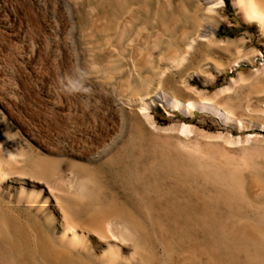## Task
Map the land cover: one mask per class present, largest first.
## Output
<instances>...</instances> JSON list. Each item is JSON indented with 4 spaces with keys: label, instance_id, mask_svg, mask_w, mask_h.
I'll return each instance as SVG.
<instances>
[{
    "label": "bare ground",
    "instance_id": "bare-ground-1",
    "mask_svg": "<svg viewBox=\"0 0 264 264\" xmlns=\"http://www.w3.org/2000/svg\"><path fill=\"white\" fill-rule=\"evenodd\" d=\"M234 2L243 19L257 22L264 35V0ZM129 4L125 0L127 14L118 15V0H0V211L20 215L18 218L28 214L40 223L45 257L50 262L148 264L147 255L152 252L148 226L120 193L109 188L98 170L114 162L113 154L131 123L129 107L141 105L147 111L163 101L187 113L192 109L211 112L228 126L237 121L244 126L237 114L241 103L222 104V99L244 84L252 86L249 94L264 96V55L255 46L246 47V37L227 42L216 35L214 20L226 0H197L192 6L190 0H182L180 14L173 12L171 19L163 17L170 0H160L162 16L159 10L155 13L161 16L162 27L156 33L150 26L151 0H143L139 7ZM86 13L90 22L82 29L80 18ZM182 21L185 27L178 32ZM54 26H63V31L51 44L47 40ZM166 32L168 51L153 66V75L142 77L141 70L154 65V49L160 48ZM129 39L132 47L123 46ZM105 42L107 47L101 46ZM203 42L209 49L234 46L232 65H240L242 60L254 62L257 55L261 61L251 74L240 72L211 94L203 95L200 89L186 85L197 96L184 99L168 90L165 82L169 72L184 67ZM82 44L89 50L86 54ZM103 56L109 60L101 61ZM121 64L126 66H117ZM106 70L111 78L125 71L122 84L111 89ZM135 71L143 82L138 89L131 81ZM154 78H158V86L151 91ZM246 110L260 118L264 131V100ZM170 128L183 135L181 150L199 154L191 149L201 147L191 140L198 129L195 124L181 121ZM208 135L217 143L225 140L232 145L260 137L257 133L235 136L225 130ZM258 177L246 191H238L240 196L247 199L264 194V182ZM146 212L155 229L158 226L165 250L183 254V263L185 257L189 264H200L203 259L205 264H239L218 256L214 243L204 247L197 233L184 246L172 245L168 225L156 219L152 209ZM247 235L257 243L264 242V235L253 230ZM8 238L0 230V243H9ZM0 264H6L1 254ZM16 264L30 262L22 255Z\"/></svg>",
    "mask_w": 264,
    "mask_h": 264
},
{
    "label": "rangeland",
    "instance_id": "rangeland-1",
    "mask_svg": "<svg viewBox=\"0 0 264 264\" xmlns=\"http://www.w3.org/2000/svg\"><path fill=\"white\" fill-rule=\"evenodd\" d=\"M118 1V15L122 11L126 15L129 7L126 8L125 0ZM158 1L160 0H151L150 26L153 33L162 27V11L158 9ZM181 1L170 0L171 6L163 17L171 19L174 17L173 12L180 14ZM142 2L143 0H129V6L136 3L139 7ZM196 2L197 0H190V5H195ZM87 6L86 4L84 7L85 12ZM158 10L161 16L156 17L155 12ZM83 16L84 19L80 18L82 29L90 22L87 13ZM54 19L58 21L57 18ZM143 19L141 17L140 22ZM138 22L136 27L140 25ZM214 22L218 26L216 35L220 40L228 42L246 37V47L255 46L264 55V35L258 23L245 21L234 0H226L221 14ZM184 23L185 21L180 22L178 32L183 30ZM62 31L63 26H54L47 41L52 44ZM168 32L164 34L160 48L154 49V65L151 69L141 70L142 77H146L147 73L153 75V66H158L160 56L168 51ZM193 32L194 30L189 34ZM113 39L114 37L111 40ZM137 39L136 36V42ZM129 43L130 39L123 46L132 47ZM101 46L107 47L106 42ZM180 47L183 51L184 44ZM82 48L85 54L89 51L84 44ZM235 50L234 46L226 45L209 49L207 42H203L184 67L169 72L166 88L188 99L197 96V93L188 90L186 85L194 86L206 95L230 83L232 77L240 72L251 74L261 61L260 56L257 55L254 62L242 60L240 65H232L236 58ZM107 57L103 56L100 60L108 61ZM168 63L164 61L163 65L168 66ZM216 63L221 66L217 67ZM128 66H132L131 63ZM124 75L125 71L120 70L116 73V78H111L108 70L105 71V77L110 78L111 89L122 84ZM140 76L135 71L131 80L136 89L143 86ZM151 83L150 90L154 91L158 86V78H154ZM251 90L253 88L249 84L240 85L237 93L229 98L224 97L221 101L222 104L241 103L238 104L237 114L243 118L244 126L239 121L228 126L211 112L192 109L187 113L163 101L152 105L147 111L141 105L129 107L131 123L113 154L114 162L107 163L98 170L108 182L109 188L120 193L121 198L137 210L148 226L152 247V252L147 255L148 264H166L171 260L175 264L189 263L185 257L184 263L182 262L183 254H171L165 250L157 235L158 226L155 229L146 215L147 208L152 209L156 219H161L168 225L174 246H184L197 233L204 247L214 243L218 256L236 260L239 264H264V242L257 243L247 235L250 230L264 235V194L245 199L238 193L240 190L246 191L256 176L264 182V131L260 118L246 110L263 102L264 96L256 92L249 94ZM141 92H145V89ZM143 112H149L152 117L149 119ZM181 121L197 126V132L191 140L194 143L200 142L201 147L192 146L191 149L199 154L191 155L180 149V138L184 137L170 127ZM222 130L235 136L257 133L260 137L251 143L244 141L232 145L225 140L217 143L208 135ZM19 216L6 210L0 211V230L8 235L10 241L0 243V254L6 259V264H16L22 255L30 264H61L50 262L45 257L43 227L40 223L28 214L18 218ZM15 229L19 232L18 236L13 234ZM178 250L182 249L177 248ZM200 264H205L204 259Z\"/></svg>",
    "mask_w": 264,
    "mask_h": 264
}]
</instances>
